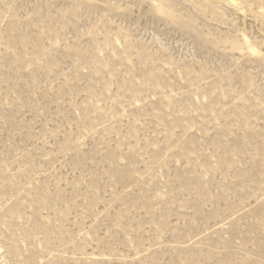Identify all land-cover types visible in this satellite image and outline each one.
Here are the masks:
<instances>
[{"label": "rangeland", "instance_id": "obj_1", "mask_svg": "<svg viewBox=\"0 0 264 264\" xmlns=\"http://www.w3.org/2000/svg\"><path fill=\"white\" fill-rule=\"evenodd\" d=\"M0 264H264V0H0Z\"/></svg>", "mask_w": 264, "mask_h": 264}]
</instances>
